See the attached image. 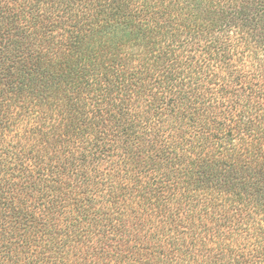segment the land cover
Returning a JSON list of instances; mask_svg holds the SVG:
<instances>
[{
  "label": "trees",
  "instance_id": "obj_1",
  "mask_svg": "<svg viewBox=\"0 0 264 264\" xmlns=\"http://www.w3.org/2000/svg\"><path fill=\"white\" fill-rule=\"evenodd\" d=\"M0 264H264V0H0Z\"/></svg>",
  "mask_w": 264,
  "mask_h": 264
}]
</instances>
